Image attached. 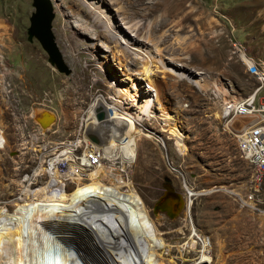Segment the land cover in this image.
<instances>
[{"label":"rangeland","instance_id":"rangeland-1","mask_svg":"<svg viewBox=\"0 0 264 264\" xmlns=\"http://www.w3.org/2000/svg\"><path fill=\"white\" fill-rule=\"evenodd\" d=\"M44 1L67 72L59 71L28 33L32 0H0V207L9 214L12 227H21L44 202L43 188L51 179L45 169L48 158L71 142L77 145L73 150L77 161L85 137L101 145L121 133V126L109 123L94 130L85 126L89 105L100 97L131 115L140 110L145 115L136 127L143 134L155 132L165 143L142 134L131 148L129 164L114 148L101 161L97 185L82 176L78 185L66 181L63 192L83 197L86 193L78 188L84 187L114 197L129 184L144 202L145 214L130 210L123 217L159 238L156 260L163 264L192 263L199 246L183 245L196 239L187 238L192 229L209 239V264H264V173L256 180L258 171L238 152L235 134L247 118L223 113L227 104L261 90L264 0H97L112 14L101 7V16L82 0ZM102 14L113 19L114 27H108L112 21ZM122 28L150 50V80L137 77L143 57L130 52L131 39L121 42L116 30ZM123 50L126 60L120 64L117 57ZM241 52L253 61L254 70ZM154 95L157 100L144 113L139 105ZM261 100L258 94L254 102ZM98 107L95 118L100 120L106 111ZM174 113L180 122L164 125V117ZM118 173L126 180L120 189L114 186ZM55 178L62 179L58 173ZM167 180L184 199L173 217L165 210L153 211ZM221 185L223 189L218 188ZM52 186L47 193L56 189ZM96 197L83 201L94 204ZM111 197L101 196L102 205L88 209L96 221L114 220L118 206ZM55 220L51 222L65 223ZM45 221L30 230L29 222L24 224L30 264H40L45 255L40 246L49 241L39 234ZM75 225L67 231L71 236L67 244L51 243L50 251L57 255L53 264H61L59 245L73 252L72 258L77 247L83 249L73 233L85 234L81 227L86 223Z\"/></svg>","mask_w":264,"mask_h":264},{"label":"bare ground","instance_id":"bare-ground-1","mask_svg":"<svg viewBox=\"0 0 264 264\" xmlns=\"http://www.w3.org/2000/svg\"><path fill=\"white\" fill-rule=\"evenodd\" d=\"M82 1L86 3L89 7L94 9L96 12H98L97 16H101V12L103 11L104 8L105 10L108 11V8H106L105 5L103 4H99L97 0H82ZM101 1H105V0H101ZM101 7L104 8L101 9ZM109 14H111V12H109ZM102 16L104 15L102 14ZM107 18L108 17H106V19ZM108 20L112 21V23L108 24V27H114L113 19L108 18ZM116 33L118 34V36H120V39L122 38L121 41L122 43L126 44L127 43L126 40L131 39V41L128 42V43H133L132 45L128 46L130 48V52L134 54H138L140 57H143V60H141L142 62L141 67L143 73L140 72V74H137V77H139V79L150 80L151 69L149 67V59H148L150 50L146 49L145 47H142V45L139 44L142 42V40L138 36H131V33L129 36V33H127L125 29L122 28V31L116 30ZM124 53H125L124 50L123 52L121 51L120 56L117 57V60L120 64H123L122 59L126 60V56H125L126 54L124 55ZM241 55L243 59H245L247 65L252 70H254L255 67L253 61L246 58L242 52ZM261 80L262 82H264V75L261 76ZM252 98L253 97H249L245 100L239 101L238 103L227 104L226 110L223 113L226 115L227 114L230 115L231 113L234 116H236L237 113L240 111L241 105L246 104ZM156 100H157V95H154L153 97L151 96V98H146L144 100L146 102L141 103L139 106L140 108L143 109L144 113L145 112L148 113L150 112L151 105ZM100 104L103 106V111H106V115L103 119L98 120L95 118L96 111L94 110V108L97 105H99L98 108H101ZM117 105L115 103L110 104L106 101V99L100 97H97L95 101L89 105L87 110L88 121L85 123L86 127L88 125L87 127L88 129L94 130L93 127L97 128L100 125L102 126L103 124H107V123H109L110 125L113 124V125L121 126L122 128H120L121 131L120 134L116 133L114 137L110 136L108 139L103 141L101 145L98 144L101 142H94L86 139L85 137V140H83L84 144H83V151H81V154H84V150H89V149L97 150L101 154V161H102L103 159L107 160V157H105L106 153L108 154L112 149L117 148L123 162H125V164L130 163V159L132 156L131 148L139 139L138 137L139 136L141 137V135L143 134V132H141L136 127V125H140L141 123L140 120H142L143 115L145 114L141 113L139 110L138 112H135V115H131L130 113H128V111L127 112L123 111L122 108H119ZM148 116L153 117L151 113ZM165 117H164V121H165L164 125L171 124L170 120L174 122L175 120L176 122L177 121L180 122L179 116H177L175 113L174 115H170V116L168 115V117L167 116ZM156 118L158 120L162 119L157 116ZM175 128L176 126L174 127V129ZM165 129L162 128V131H164ZM171 130H173V127L171 128ZM148 132L150 134H143V135L154 137L157 140H159L162 143V145H164L165 141L162 137L156 135V133L153 131H148ZM170 133L175 134L173 131ZM179 134L183 135V133L181 132H179ZM1 142H3V140H0V143ZM182 143L180 142L181 144L180 149H182ZM236 144L240 157L247 160L249 164L252 165L258 171V164H255L253 160L250 159L249 156L246 155L241 150V139L239 137H236ZM76 147L77 145H74L71 142H69L67 146L64 147L62 150H60L57 154L48 158L46 164L47 167H45V169H47L46 172L49 173L51 179L47 184V187L48 186L53 187L52 184H55L56 189L54 188L55 189L54 191H49V193H47L48 192L47 187L43 188L44 197L42 198V201L44 202H42V204L37 209V212L34 216L32 217L28 215L26 216L24 223L22 221L23 225H21V227L13 228L11 225L9 214L0 207V264H30L28 261L29 256H27L25 251L27 249V248L25 249V244H27L26 240L28 236H26L27 234L26 235L23 234L24 224L27 223L26 221H28L30 226L29 230L30 228L35 229V227L37 228V226L40 224L41 220H46V221L42 223L43 229L41 227H39L40 229L38 228L40 230V232L39 231L38 232L40 236L46 238L49 242L46 241L47 242L46 247L43 245L40 246L39 244L42 251L45 252V255L44 256L42 255L43 257L39 262L40 264H44L45 258L52 261L54 260L56 262L57 255L54 256L53 255L54 253L52 254L50 251L51 243L53 241L56 242L57 240L59 241V244L60 242L67 244L69 240L68 238L71 237L67 233L68 229L70 227L72 228L73 227L72 225L75 224L78 225V223L83 224V222L86 223V227H81V228H85L87 230L84 231L85 234L75 232L73 233V235L75 236L72 235L73 237H75V240L78 241L80 243V246H82L83 248L81 249L77 247L79 250L75 249L74 252L76 253V256H74V258H72L73 257L72 255L74 254L73 252H68L65 248L61 247L60 245L57 246L56 243H54L55 246L59 248V252H60L59 256L61 258V264H75L74 262L76 261L75 257L79 259L80 261L79 264H163L156 260L157 258L156 256L159 254L156 253L155 250L157 249V246L160 245L159 238L152 237L147 232H143L140 228H138L137 225H135L130 221H127L128 219L125 220L124 218L128 214V212L125 211H130V210L136 212L135 215L145 214V208H144L145 205L142 199L140 198L139 194L131 186L129 188V184H127V186L126 184H124L126 180L123 179L122 176L123 173L121 174L118 173L119 179L116 178L118 179L116 181V183L118 184H115L114 186L119 189L121 186H126L127 188L124 190H119L117 194H113L114 197H111L108 194H102L101 192L96 193L92 189L90 188L86 189L84 187L78 188L79 191L83 190L84 193H86L83 197H74L63 192L64 190L66 191V183H65L66 181L73 180V182L76 185H78L81 184L82 182H77L76 180L82 176H84L85 179L87 180L93 181V183L97 185V182H95V180H98L99 178L96 172H98L103 166L101 165V161H100V163L94 165L92 168L88 170L87 169L82 170L81 162L73 161V150ZM132 149H135L134 146ZM71 169L76 170L75 174L71 172ZM57 173L61 176L62 178L61 181L56 180L55 177ZM221 187L224 186L223 185L218 186V188L223 189ZM186 189H189L188 186H186ZM190 193L192 192L190 191ZM101 196L111 197L110 200L112 201V203L113 204L116 203L118 206V208H116L114 211V220H112L109 223L96 221L94 215L88 212V209L91 206L97 207L102 205L101 203H99L101 200ZM92 197H96L95 198L96 202L94 204H87L83 201V199L91 200ZM182 201L184 203V199H182ZM191 202H192L191 199L187 200L188 207L190 206ZM242 204H249V202L242 201ZM53 220L55 221L64 220L65 223H60L57 225V223L51 222ZM25 236L27 238H25ZM30 237L31 235L29 236V238ZM190 237H194V236H190ZM35 240H37V238ZM195 240H192L190 242L185 241L183 245L187 247L189 246L193 247L195 244ZM30 241H33V239ZM29 244H31V242ZM28 245H26V247H28ZM32 248L30 247V250ZM208 248H209V239H208ZM38 251H40V249ZM92 252L93 255L91 254ZM200 259L203 260L204 262L206 260H209V262H211L209 253L208 255L202 253L200 255Z\"/></svg>","mask_w":264,"mask_h":264},{"label":"built area","instance_id":"built-area-1","mask_svg":"<svg viewBox=\"0 0 264 264\" xmlns=\"http://www.w3.org/2000/svg\"><path fill=\"white\" fill-rule=\"evenodd\" d=\"M258 94H260L263 101L255 103L254 100ZM256 95L246 104L241 105L240 111L236 116L247 118V121L241 125L235 136L241 139V150L255 164H258L256 180H259L264 171V82H262L261 90ZM74 156L76 155L73 154V161H76ZM77 158V161L81 162V169L88 170L100 163L101 154L97 150L89 149L84 150V154H80ZM71 172L75 174L76 170L71 169ZM190 236H196L195 242L199 246L198 255L192 260V264H209V260L204 262L200 259L202 253L208 255V238L199 237L193 229L187 238H190Z\"/></svg>","mask_w":264,"mask_h":264},{"label":"water","instance_id":"water-1","mask_svg":"<svg viewBox=\"0 0 264 264\" xmlns=\"http://www.w3.org/2000/svg\"><path fill=\"white\" fill-rule=\"evenodd\" d=\"M32 5L34 6V12L31 13L29 17L28 33L36 38L42 49L47 53L49 59L55 64L56 68L59 71L67 72L60 60V54L50 31L52 13L48 3L44 0H32ZM168 183L169 181L167 180L164 190L156 198L153 204V211L156 212L157 209L161 211L165 210L167 216L173 217L180 209L183 196L173 190ZM53 261L45 258L44 264H53Z\"/></svg>","mask_w":264,"mask_h":264}]
</instances>
